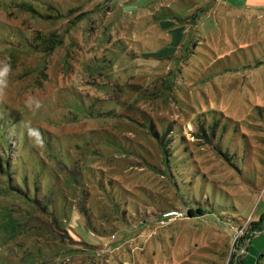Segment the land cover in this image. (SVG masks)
<instances>
[{
  "label": "rangeland",
  "instance_id": "obj_1",
  "mask_svg": "<svg viewBox=\"0 0 264 264\" xmlns=\"http://www.w3.org/2000/svg\"><path fill=\"white\" fill-rule=\"evenodd\" d=\"M263 215L264 0H0V264H240Z\"/></svg>",
  "mask_w": 264,
  "mask_h": 264
},
{
  "label": "crops",
  "instance_id": "obj_2",
  "mask_svg": "<svg viewBox=\"0 0 264 264\" xmlns=\"http://www.w3.org/2000/svg\"><path fill=\"white\" fill-rule=\"evenodd\" d=\"M253 223L256 224V228L261 230L252 234L245 244L246 251L242 255L240 264H264V215Z\"/></svg>",
  "mask_w": 264,
  "mask_h": 264
}]
</instances>
